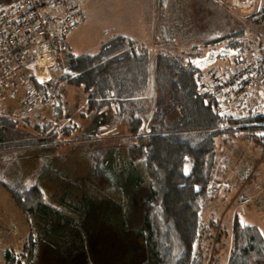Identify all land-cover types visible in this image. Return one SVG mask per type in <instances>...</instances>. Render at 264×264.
<instances>
[{"label": "rangeland", "instance_id": "obj_1", "mask_svg": "<svg viewBox=\"0 0 264 264\" xmlns=\"http://www.w3.org/2000/svg\"><path fill=\"white\" fill-rule=\"evenodd\" d=\"M139 1L81 0L87 20L67 36L70 49L75 54L96 53L117 34L136 37L150 47L149 56L154 64L150 69L146 68L144 77H125L121 82V92L117 95L115 88H111L113 95L109 99L112 104L123 96L128 100L121 103L127 104L128 108L119 110L112 104L103 103L100 119L104 118L107 122V127L100 130L103 134L96 138L87 134L92 129L97 113L86 112L88 94L83 86L65 82L58 87V92L51 88H38L33 83L38 72L31 66L25 67L27 73H32L25 88L7 97L1 104L3 111L0 113L17 120L18 130L9 133L17 147L7 152L9 155L0 150V224L15 225L17 230L15 236L6 230L1 232L0 264H8L4 252L9 244L12 247L15 245L17 254L22 255L18 242L27 238L31 230L27 212L14 200L12 189L25 194L34 188L38 193L41 192L47 204L59 207L62 212L80 208L84 220L80 216L76 217L80 222V230L62 224L49 235L39 226L41 223L38 224L41 217L32 215L30 219L37 236V256L33 264H155L147 250L150 248L143 243L142 234H138L139 230H143L141 214L144 215L139 198L149 190L145 179H141V174L145 173L144 163L132 165L129 160L125 134L129 114L136 106L138 113L149 123L157 112L158 118L165 119L169 128L181 126V123L193 118L194 105L189 104L186 96L177 95L178 102L173 98L170 71L159 72L155 64L157 50L177 54L180 60L194 62L201 69L222 68L225 63H233L236 59L235 50L227 55L218 54L209 60L205 57H208L210 50H214L212 45L206 46L204 53L198 55L194 54L196 49L192 47L217 34L232 31L236 27L243 28L246 23L254 30L253 37L264 42V0H171L169 21L173 32H159L156 22L159 18H156L151 34H142L140 30L147 28L151 12L159 15L160 9L156 5L155 8L151 7L146 2L148 0H143L145 4H140L145 6L141 9L144 13L142 17V12L136 8ZM140 69L136 68L137 74ZM33 71L37 73L36 77ZM61 75L58 74L57 78ZM123 124L125 126L122 127ZM36 126L43 129L47 127V130L41 132ZM146 129L149 130L148 127ZM246 132L242 130L237 133L234 149L224 150L219 159L218 172L220 176L224 174L228 178L224 182L233 181L231 185L236 190L242 180L238 179L242 178L239 165L246 158L249 161L242 172L246 175L253 169V176L237 195H233L232 187L219 185L218 191H214L217 198H213L207 206L203 205L205 214L223 218L225 232L218 236L216 244V252L223 258L228 256L232 245L234 218L238 217L244 224H256L264 232V160L261 162L264 150L258 155L256 151H260V147L255 142L246 141ZM36 137L38 141L44 137L52 138L53 141L42 149ZM217 143L223 146L221 138H217ZM103 156L109 162L113 160L112 167L119 173L124 174L126 167L137 170L141 177L140 182L135 183L138 184L136 189L128 182L117 184L116 177H112L111 188L100 189L95 180L94 163ZM230 160L234 161L230 167L222 165L223 161ZM257 189L259 193H256ZM114 210L117 211L116 226L112 227L110 219ZM57 225L54 223L53 228ZM165 237V242L171 239L175 248L176 237L171 227L166 228ZM155 244L156 239L153 240V246Z\"/></svg>", "mask_w": 264, "mask_h": 264}, {"label": "trees", "instance_id": "obj_2", "mask_svg": "<svg viewBox=\"0 0 264 264\" xmlns=\"http://www.w3.org/2000/svg\"><path fill=\"white\" fill-rule=\"evenodd\" d=\"M8 1L11 0H0V5ZM246 38L245 29L236 27L201 44L196 43L192 48L196 49L194 54L198 55L204 53L206 46L212 45L215 51L224 48L229 54L246 43ZM149 51L148 43L129 35L117 34L96 53L75 54L65 49L67 68L63 73H59L63 75L57 78L58 74H54L52 79L40 83L37 79L32 81L38 88H51L54 92L65 82L83 86L88 94L86 112L88 110L91 114L97 113L92 129L87 134L96 138L104 133L100 130L107 127L105 119H100V113L103 103L112 104L109 99V96L113 95L111 88H115L117 95L121 92V82L125 77L134 79L137 76L144 77L146 68L150 69L153 63ZM155 64L159 72L170 71L173 98L176 99L177 95L182 94L186 96L189 104L194 105L193 118L187 119L181 126L169 128L170 126L167 127L165 124V119L158 118L157 112L149 124L150 122L147 123L141 113H138V107L133 106V111L126 122L128 125L127 130L125 129L128 139L126 146L132 165L144 163L145 173L141 174V177L137 170L134 168L130 170L127 167L124 174L119 173L112 167L113 160L109 162L103 156L94 163L98 187L103 190L111 188L112 177H116L117 184L128 182L136 189L138 184L135 183L140 182L139 177L145 179L149 192H145L139 198L144 215L141 214L143 230H139L138 234H142L143 243L150 248L147 250L155 264H264V232L256 224H244L238 217L234 218L232 245L228 256L223 258L216 252L218 236L225 232L222 226L223 218L215 214H205L204 210L213 198H217L214 191H218V186L215 184L227 179L224 174L220 176L218 172L220 156L224 150L234 149L237 133L246 130L247 134L248 129L260 133L254 134L253 142L264 150V120L245 116L234 119L226 114H220L216 99L211 97L206 101L210 94L198 89L196 79L201 68L194 62L182 61L177 54L158 49ZM136 68L140 69L138 74ZM112 99L114 100L113 97ZM119 100L112 105L119 110H127L128 105L121 102L128 98L121 96ZM86 112L84 114H87ZM17 126V120L0 113V150L7 155H9L7 152L17 147L12 141V135L9 134L18 130ZM36 128L41 132L47 130V127ZM217 138L222 139L223 146L217 143ZM37 139L36 137V142L42 149L51 145L53 141L52 138L45 137L41 141ZM34 189L25 194L12 189L14 200L24 212H27L31 230L27 238L20 240L21 245L18 242L22 255L17 254L15 245L12 247V244L7 242L9 246L5 249L4 259L8 264H33L36 260L37 236L30 219L32 215L41 217L38 224L41 223L39 226L49 235L54 229L62 227V224L80 230V222L76 219L77 216L82 217L80 208L74 207L72 210L62 212L59 207L47 204L41 192L38 193L36 188ZM212 192L215 197L212 196ZM128 200L126 204L129 203ZM204 204L206 205L203 206ZM73 214L75 217H70ZM116 216L117 211L114 210L110 219L112 227L116 226ZM82 219L84 220V217ZM54 223L58 224L55 228ZM167 227H171L175 234V248L171 244V239L170 242H165ZM82 242L84 243V240Z\"/></svg>", "mask_w": 264, "mask_h": 264}, {"label": "built area", "instance_id": "obj_3", "mask_svg": "<svg viewBox=\"0 0 264 264\" xmlns=\"http://www.w3.org/2000/svg\"><path fill=\"white\" fill-rule=\"evenodd\" d=\"M86 20L80 0H11L0 5V112L5 99L30 81L26 66L46 74L40 78L33 71L40 82L66 70L65 35ZM243 28L246 43L236 50L234 62L202 69L196 83L211 95L206 101L216 99L220 114L264 120V44L255 45L251 26ZM248 130L245 139L252 143L260 133ZM5 230L12 236L17 231L15 225L0 224V234Z\"/></svg>", "mask_w": 264, "mask_h": 264}, {"label": "crops", "instance_id": "obj_4", "mask_svg": "<svg viewBox=\"0 0 264 264\" xmlns=\"http://www.w3.org/2000/svg\"><path fill=\"white\" fill-rule=\"evenodd\" d=\"M143 2V0H141V1H139V5H137V11L138 12H142V10L141 9H144L145 8V6L144 7H142L140 4ZM147 2V4H149L151 7H153V8H155V5H156V7L158 8V9H160V14L159 15H155L154 14V12L152 11L151 12V14L149 15V18H150V22H147V28L145 29V30H140V33H142V34H144L145 32H147V33H149V34H151V30H152V27L155 25L154 23V20H156V18H159V20L157 19V21L156 22H158V26H159V28H157L158 29V31L159 32H161V33H164L165 31H167V32H169V33H172L173 31L171 30V25H170V21H169V18H170V10H171V0H157L156 2H155V0H148V1H146ZM144 4H145V1L143 2ZM80 4H81V0H80ZM81 7H82V5H81ZM82 10L85 12V9H84V7L82 8ZM142 17L144 16V13L142 12V15H141ZM163 31V32H162ZM217 32V31H216ZM69 34V33H68ZM68 34H66L65 35V37H66V48L65 49H68L69 51L71 50L70 49V44H69V42H68V39H67V36H68ZM218 35V34H217ZM216 35V36H217ZM134 38H136V37H134ZM144 38H146L147 39V37H144ZM252 40L254 41V43H255V45H259L260 43L261 44H264V42L262 41V40H258V39H255L254 37H253V34H252ZM202 70V69H201ZM68 85H70V84H68ZM83 108H84V106H83ZM259 148V147H258ZM260 149V151H256L257 152V154L258 155H260L262 152V149L261 148H259ZM234 159H235V157H234ZM259 159H260V157H259ZM246 160V161H245ZM263 160L264 159H262L261 158V162H263ZM243 161H245V162H243ZM248 161H249V159H246V158H243L242 159V163H241V165H239V172H240V175L242 176V178H238V179H242L241 180V182L239 181V183L237 184V188H236V190L235 189H233L234 187L231 185L232 184V182L233 181H228V182H224L225 180H227V179H223V181L221 182V183H216L215 185H217V186H219V185H221V184H226L227 186H230V187H232L231 189H232V191H233V195L234 194H239L241 191H240V189H242V187L243 186H245V184H246V182H249L250 181V179H251V176H252V173H253V169L250 171V172H247V174L246 175H244L243 174V170L245 169V167H246V165H247V163H248ZM260 161V160H259ZM231 160L230 161H223L222 162V165H225V166H227V167H230V164H233L234 163V161L233 162H231ZM261 162H260V164H261ZM226 168V167H225ZM243 174V175H242ZM262 178V177H261ZM237 179V180H238ZM235 181V180H234ZM240 184V185H239ZM211 188H212V186H211ZM213 191V190H212ZM259 193V191H258V189H257V191H256V193ZM244 194H246V192L244 191ZM232 195V196H233ZM248 199L250 198V196L247 194V196H246Z\"/></svg>", "mask_w": 264, "mask_h": 264}, {"label": "water", "instance_id": "obj_5", "mask_svg": "<svg viewBox=\"0 0 264 264\" xmlns=\"http://www.w3.org/2000/svg\"><path fill=\"white\" fill-rule=\"evenodd\" d=\"M229 51L228 50H226V49H221L220 51H215V50H213V51H210L208 54V57H205L206 59H209V60H211V59H214L219 53H222V54H227Z\"/></svg>", "mask_w": 264, "mask_h": 264}, {"label": "bare ground", "instance_id": "obj_6", "mask_svg": "<svg viewBox=\"0 0 264 264\" xmlns=\"http://www.w3.org/2000/svg\"><path fill=\"white\" fill-rule=\"evenodd\" d=\"M38 76L40 78H45L46 77V74L44 72L40 71V73H38Z\"/></svg>", "mask_w": 264, "mask_h": 264}]
</instances>
